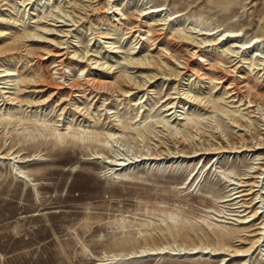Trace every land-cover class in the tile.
<instances>
[{"label": "rangeland", "instance_id": "rangeland-1", "mask_svg": "<svg viewBox=\"0 0 264 264\" xmlns=\"http://www.w3.org/2000/svg\"><path fill=\"white\" fill-rule=\"evenodd\" d=\"M69 1L0 0V27L10 31L0 45L33 53H0V70L15 61L6 65L15 75L0 78L8 98L0 102V264H264V106L225 97L201 77L210 64L227 68L218 55L236 56L233 63L245 56L244 83L264 96V65L254 55L264 57V0H92L98 9L87 14ZM117 8L127 18L112 20ZM137 17L163 32L160 42L141 27L132 48ZM232 31L240 35H223ZM212 38L222 41L201 75H178L181 56ZM167 41L180 44L176 52ZM59 42L65 78L43 52ZM231 44L248 47L230 57ZM130 57L167 68L145 69ZM34 74L46 83L40 98L54 83L99 74L112 84L99 98L78 97L87 118L69 109L59 115L55 103L70 98L69 89L30 105ZM171 99L177 103L166 110Z\"/></svg>", "mask_w": 264, "mask_h": 264}, {"label": "bare ground", "instance_id": "bare-ground-1", "mask_svg": "<svg viewBox=\"0 0 264 264\" xmlns=\"http://www.w3.org/2000/svg\"><path fill=\"white\" fill-rule=\"evenodd\" d=\"M68 3L72 4V7H73L74 10H78L80 13H84V14H87L88 12H93L94 13L98 9L92 3V0H82V1H79V2L77 0H73V1H69ZM117 10L118 11H117L116 14H115L114 11H112V16H113L112 20H117V18H114V16L115 15L117 16V15H120V14L123 15L122 18H127L125 13H123V12L121 13V8H117ZM158 10H160V9L156 8V9L150 11V12H147V13H152L153 11H158ZM107 13H111V12L107 11ZM138 16L140 17V14H138ZM102 18L103 19H101V20L103 22H108V21L111 20V18L107 17V15H105V17H102ZM135 20L136 21L132 23V29L133 30H129V33L132 32V35L134 34V36H133L134 37V41H136L135 45L132 48H135L136 44L139 43L140 40L142 39V38H139V35L143 34V33H141V31H144V30H141V27H147L148 28V32H150V37L154 40V43H155L156 40H158L159 42L161 41L160 38L158 39V37L163 33V32L160 31V29H158V28H156L154 26H146V24L141 21V18L137 17ZM120 24H121V22H120ZM42 29H43V32H45V31L46 32L47 31H53V29H51V28H43L42 27ZM133 32H136V33H133ZM217 32H219V30L211 31V32H208L207 34L203 32V33H201V35H205L206 34V35L209 36V35H214ZM9 33H10V31H8L7 29L0 27V36H3L5 34H9ZM50 33H54V32H50ZM25 35L26 36L27 35L34 36V34H30V33L24 31V37H26ZM223 35H225V37L228 38L229 36L230 37H238L240 34L238 33V31H232V33H230V34L225 32ZM186 39H189L192 42L194 41V39H191V38H188V37H186ZM217 40L218 39H213V38L212 39H208V40H204V42L205 41L211 42V44H205V46H200V44H199L200 42L196 41L197 42L196 45H198V49L197 50L193 49L190 54H187L186 56H183V55L181 56L184 59V63H183L184 65L182 66L183 69H184V72L176 70L177 74L180 75V74L185 73V72L188 71V72H190V73H192L194 75H197V76L199 75L200 76L201 74H199V69H203L204 62L208 60V59H206L205 56L206 55L214 56L215 52L213 50V45H217L218 43H220L222 41V40H220L219 42H217ZM46 41H48V40H46ZM256 41H258V40H255V42ZM167 42H169V41H167ZM49 43H50V40H49ZM179 45L180 44H178V43L174 44V42H171V43L169 42V44L167 43L166 46H167L168 49H172L173 51L176 52V48L173 49V46L174 47H178ZM50 46H51L50 48L44 50L43 52H44V54H47L48 56L52 57V59H53V61L55 63V66H54L55 72L54 73L60 74L61 77L65 78V73H64V71H62V69L65 66L66 57L64 55H65L66 52L63 51V47L60 46V42L57 43V44H52ZM230 47H231V49H229V51L231 53L230 57L235 56V55H239L238 57H241L242 53H243V50L246 49L248 46L247 45L246 46L245 45H243V46L234 45L233 46L231 44ZM23 48H24V50H26L25 52L32 53V52H30L27 49V46L25 44H23L22 46L21 45L20 46H8L6 44H4V46L0 45V53L2 55L7 54V53H16L19 49H23ZM240 48H243V50L241 49V51H240ZM158 51H159V55L164 57L166 60H168V61L169 60L170 61L171 60L172 61H176V58H174V56L171 53H167V52H165L163 50H160V49ZM113 52L115 53V52H117V50H115ZM178 52H179V50L177 51V55H179ZM198 52H200V54H197ZM76 55H77V53L74 52V53H72L70 58H74V57H76ZM254 55H255V58H257V60L259 61L258 64L259 65H264V57L260 56L258 53L254 54ZM77 57H79V55H77ZM44 58L45 57H42L41 59H44ZM172 58H174V60ZM235 58H236V56L232 60H227V59L225 60L223 57H221L219 55L216 56V59H219L220 61H223L224 63L228 64L227 68L224 69V68L218 67L216 65L210 64L209 67L204 68V69H206V71L203 73V75L201 77H206L207 76V78L210 79V81L214 85L213 89L217 85H220V87L222 89H224V95H226L225 97H232V99H234V100L237 99V101L244 102V104L246 103V101H248L251 104L253 102L254 106H257V105L264 106V96L259 91L255 92L254 84L244 83L245 82L244 80L247 79V76L243 72V70H245L244 69L245 67L243 66V64H244V62H247V60H245L246 57L243 56L238 61L233 63V61L236 60ZM88 60L91 61L92 59L89 58ZM80 61H82V59ZM128 61L130 63L139 65L140 67H143L145 69H153L157 65L160 68H164V69L167 68L166 64H164L165 61L159 62L157 60H153V58H148V57H144V58L130 57ZM14 62L15 61L13 59L12 60L5 59V61L1 65V66L4 67L3 69L0 70V72H2V74L0 75L1 79L8 78L10 76L15 75L14 72H12L9 67H6V65H12ZM238 62H240L241 64L238 65ZM92 63L97 64V60L95 62H92ZM104 63H106V62H104ZM104 63L101 62V63L98 64L100 66V69H103V67H106V66H104ZM108 67L109 68H107V69L109 70V69H111L112 65H110V66L108 65ZM197 67H199V68H197ZM234 73H240V76H237ZM88 75H90V74H88ZM155 76H156V74L152 73L151 75H148V79L153 78ZM106 78H107V75L99 74L98 77H96V76L88 77L87 80L84 81V82H77V80H74V81L68 83V85L66 87L63 86V84L60 83V82L59 83H54V84H52L50 86L51 90L49 91V93H47L48 95L43 97V98H40L39 95L44 93L45 90L47 89V88H45L44 86H41V85H46V83L44 82V79L42 78V76H40L38 74H34L32 76H29V78L27 79V82L29 83V85H34L35 86L32 92L36 93L37 99H32L28 103H30V105H33V106L34 105H37V106L45 105V103H48L50 100H52L53 98H55L57 96L60 97V95L63 92H65V91H67V89H69L70 98H67L66 96H61L59 98L60 102L58 100L55 103V105H62L59 115L67 112V110L69 109L70 111L75 110L76 113H79L82 116L85 114L84 115V118H85L87 116V113H85V111H82L83 108L80 105L77 104L79 102L78 97H80L81 95L84 96V97H85V95H88L85 99H92V98L95 99L96 97L99 98L100 95H102L101 93L104 90L108 89L111 86V84H112V82H108L106 80ZM117 78L118 77L114 76V81L118 82L119 80ZM121 78H122V80L119 81V84H121V85H127V82L130 83V81H131V78L129 76H125V77L121 76ZM2 83H6V81L2 82ZM0 88H5V87L4 86H0ZM5 93H6L5 91H1L0 90V102L2 104H3V102L6 99H8L4 95ZM187 95L188 94L186 93V95H185L186 99H188ZM195 99L199 100L198 96H196ZM171 100H173V99H171ZM171 100L167 102L166 110H170L173 107H175L174 104L177 103V101H174L175 99L173 101H171ZM234 100H232V101H234ZM179 102H181V101H179ZM249 106H252V105H248V107ZM210 107L214 108L213 105H209V108ZM172 112H170V114H168V115H171ZM83 132L87 133V130H83ZM56 133H57V137H61V133H59V132H56ZM80 133H81V131H80ZM0 153H2V152H0ZM156 159H159V158H156ZM120 164H123V163H121V162L118 163V164L115 163L114 165H120ZM238 196H240V195L236 194V196H234V198H236ZM255 214L256 213H252V215H254V216H255ZM262 229H263V227L259 228L260 231L257 233V235L262 234V231H261ZM256 241H258V240H256ZM254 243L255 242H252V244H254ZM249 248L244 250V251H248ZM194 250H196V249H194Z\"/></svg>", "mask_w": 264, "mask_h": 264}]
</instances>
